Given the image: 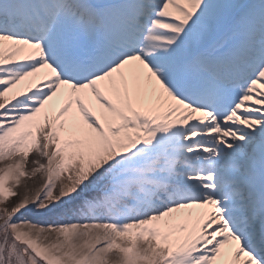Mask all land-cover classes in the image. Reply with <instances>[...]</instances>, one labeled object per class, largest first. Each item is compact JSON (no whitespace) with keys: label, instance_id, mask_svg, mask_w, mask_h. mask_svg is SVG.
Masks as SVG:
<instances>
[{"label":"snow or ice","instance_id":"obj_1","mask_svg":"<svg viewBox=\"0 0 264 264\" xmlns=\"http://www.w3.org/2000/svg\"><path fill=\"white\" fill-rule=\"evenodd\" d=\"M0 264H264V0H0Z\"/></svg>","mask_w":264,"mask_h":264},{"label":"bare ground","instance_id":"obj_2","mask_svg":"<svg viewBox=\"0 0 264 264\" xmlns=\"http://www.w3.org/2000/svg\"><path fill=\"white\" fill-rule=\"evenodd\" d=\"M29 79L33 82V88H34L36 84H42L44 82L43 81V72L38 77L29 78ZM25 83H26L25 81L20 82V84L16 85L13 88V92L22 90L25 87ZM29 159H31V157H29ZM25 182L29 185L30 188H35V187H38L43 181L40 178V176L38 175L37 177L33 178L32 180L22 181V184ZM16 191L23 194L24 188L19 187L16 189ZM12 199L15 200V198H12ZM17 215L20 216L21 214H17ZM22 217L24 219L29 220V221H37V220L42 219L39 215H37L35 213L24 212V210H22Z\"/></svg>","mask_w":264,"mask_h":264}]
</instances>
